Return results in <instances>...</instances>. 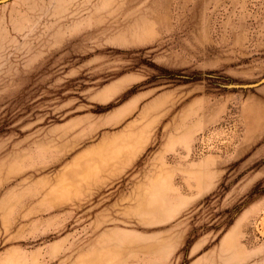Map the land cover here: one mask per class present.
I'll use <instances>...</instances> for the list:
<instances>
[{
  "label": "rangeland",
  "instance_id": "obj_1",
  "mask_svg": "<svg viewBox=\"0 0 264 264\" xmlns=\"http://www.w3.org/2000/svg\"><path fill=\"white\" fill-rule=\"evenodd\" d=\"M263 77L264 0H0V264H264Z\"/></svg>",
  "mask_w": 264,
  "mask_h": 264
},
{
  "label": "crops",
  "instance_id": "obj_2",
  "mask_svg": "<svg viewBox=\"0 0 264 264\" xmlns=\"http://www.w3.org/2000/svg\"><path fill=\"white\" fill-rule=\"evenodd\" d=\"M207 162L203 163L199 175L202 179L201 185L199 187V191H205L208 189L213 183L214 179H216V175L218 177V172L222 169H217V167L206 165ZM213 165V164H212ZM223 168V167H222Z\"/></svg>",
  "mask_w": 264,
  "mask_h": 264
},
{
  "label": "water",
  "instance_id": "obj_3",
  "mask_svg": "<svg viewBox=\"0 0 264 264\" xmlns=\"http://www.w3.org/2000/svg\"><path fill=\"white\" fill-rule=\"evenodd\" d=\"M264 82V77L259 80L258 82H255V83H248V84H241V85H232V86H235V87H244V88H247V87H255V86H258L259 84L263 83Z\"/></svg>",
  "mask_w": 264,
  "mask_h": 264
}]
</instances>
